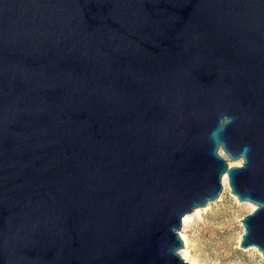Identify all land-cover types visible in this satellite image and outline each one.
Listing matches in <instances>:
<instances>
[{"label":"water","instance_id":"obj_1","mask_svg":"<svg viewBox=\"0 0 264 264\" xmlns=\"http://www.w3.org/2000/svg\"><path fill=\"white\" fill-rule=\"evenodd\" d=\"M225 174L264 257V0H0V264H189Z\"/></svg>","mask_w":264,"mask_h":264},{"label":"rangeland","instance_id":"obj_2","mask_svg":"<svg viewBox=\"0 0 264 264\" xmlns=\"http://www.w3.org/2000/svg\"><path fill=\"white\" fill-rule=\"evenodd\" d=\"M222 155L228 160L229 165H241V160L233 162L225 154ZM220 196L221 201H219ZM220 196L210 203L211 207L200 208V216L194 218L190 226L182 225V230L188 234L191 250L187 262L189 264H264V257L257 248H240L244 231L241 219L252 213L254 209L246 208L243 205L246 202L239 200L238 202L234 199L229 183ZM226 224L230 226L227 227ZM218 229L222 233L217 231ZM223 244L226 246L224 247Z\"/></svg>","mask_w":264,"mask_h":264},{"label":"bare ground","instance_id":"obj_3","mask_svg":"<svg viewBox=\"0 0 264 264\" xmlns=\"http://www.w3.org/2000/svg\"><path fill=\"white\" fill-rule=\"evenodd\" d=\"M221 153H222V152H221ZM222 184H223L224 188H226V186L228 185V177H227L226 174H225V175L223 176V178H222ZM233 197H234V199H236V200L238 201V199H237L235 196H233ZM219 201H221V196H220V198H219ZM238 202H239V201H238ZM243 205H244V207H246V208H251V209H254V208H255V206H254L252 203H250V202L243 203ZM209 207H211V204H208V205L206 206L205 209H207V208H209ZM200 212H201V209L198 208V209H195L192 213L186 215V216L183 218V225H184V227H186V226H187V227L190 226V224H192V223L194 222V218L200 216ZM226 226L229 227L230 224H226ZM217 231H219V229H218ZM215 232H216V231H215ZM219 232H221V231H219ZM221 233H222V232H221ZM205 235H206V234L204 233L203 236H205ZM180 236H181L182 241H183V244H184V247H183V249L180 251V254H181V256L184 258V260L188 261V257L190 256V253H191V250L189 249V237H188V234L186 233L185 230H182V231L180 232ZM221 245H222V244H221ZM223 245H224V244H223ZM225 246H226V244L224 245V247H225ZM227 250H228V249H227ZM259 253H260V252H259Z\"/></svg>","mask_w":264,"mask_h":264}]
</instances>
